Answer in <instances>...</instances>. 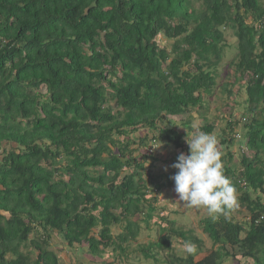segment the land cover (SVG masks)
<instances>
[{
  "label": "trees",
  "instance_id": "16d2710c",
  "mask_svg": "<svg viewBox=\"0 0 264 264\" xmlns=\"http://www.w3.org/2000/svg\"><path fill=\"white\" fill-rule=\"evenodd\" d=\"M227 30L237 39L229 64L236 71L233 85L246 82L252 115L244 126L248 153L239 176L232 166L231 123L240 119L224 129L202 115L198 130L219 131L225 174L249 220L245 225L231 211L207 216L200 222L207 248L194 230L177 227L169 213L152 206L139 159H158L153 144L135 154L129 136L148 127L158 131L150 140L149 134L141 137L142 145L149 140L189 151L173 119L211 94L229 47ZM161 36L173 40V52L160 46ZM107 87L116 111L108 105ZM181 125L194 133L190 118ZM176 171L152 176L154 190L174 185ZM261 194V0H0V264H60L52 234L69 247L87 245L94 257L113 249L117 258L141 253L155 264H235L239 256L264 264ZM115 225L122 229L116 237ZM143 229H160L158 239L140 243ZM174 236L182 247L193 242L196 253H178ZM155 248L164 251L163 260Z\"/></svg>",
  "mask_w": 264,
  "mask_h": 264
},
{
  "label": "rangeland",
  "instance_id": "374dc122",
  "mask_svg": "<svg viewBox=\"0 0 264 264\" xmlns=\"http://www.w3.org/2000/svg\"><path fill=\"white\" fill-rule=\"evenodd\" d=\"M261 3L264 5V0H261ZM160 46H165L170 52L174 51L173 40H168L166 37L161 36L158 39ZM226 42L229 44V47L225 49L223 53V58L219 66L217 67V76H216V84L212 87V92L210 95H207L201 102L200 106L189 110L186 115L173 119L174 124L178 130H180L184 134V140L187 136V129L181 125V121H187V118H190L191 124L196 126L194 128V132L199 131L203 125L200 120L201 116L204 115L208 121H212L215 124H218L221 128L225 127L226 123L229 121L233 122L235 120H239L240 122H234L232 124V133L233 139L236 138L233 144L234 152L237 158V161L233 157L232 166L236 171V176L240 175L241 167V158L246 152L248 153V147L245 145V134L246 128L244 127L246 123L250 121L251 113L248 111L249 104L247 101V84L246 82L239 81L237 85H233L234 80L236 78V71L233 65H229L232 62L237 53V39L234 37V32L232 30L226 31ZM223 83H225V87L223 88ZM39 92L42 95H45L46 88L41 86L39 88ZM111 90L107 87V96H108V105L113 107L114 111H116V103L114 99L110 95ZM45 97H43L44 99ZM250 116V117H249ZM261 117V114L258 115V118ZM227 119V121H225ZM263 121V118H262ZM166 124H164L165 126ZM160 127V126H159ZM227 128V125L224 129ZM148 127H145L143 130L140 129L135 133H131L129 138L134 140V144L131 146L136 150L135 154L139 155L141 153H147L151 149V144H153V151L155 157L158 159L156 161L153 158H141L139 160H143L145 163V168L147 171L144 179L147 180L149 201L152 206L159 208L160 212L167 211L169 213V217L176 221V226L180 228H184L186 230H194L196 233L200 234L202 237L204 236L203 225L200 222L206 218L208 215L205 209H196L189 208L182 205V202L179 201L178 194L175 192V185L170 187H164L160 191L154 190V183L152 182V176H162L166 174H173L174 168L171 167L173 163L177 161V157L179 153L183 152L188 154L189 151L186 149L176 150L174 151L173 147L167 146L164 148V144L159 145L158 143L150 142V136L153 134H157L153 131L148 130ZM219 132V131H218ZM149 134V140L145 142L144 145L141 144L140 138L144 135ZM190 135V134H189ZM123 136H118V138H122ZM186 142V141H185ZM223 155L227 153V150L222 151ZM248 156V154H247ZM251 153L249 152V156L251 157ZM223 160V159H222ZM227 158L224 159V163ZM167 167V171L165 168ZM132 170V169H131ZM131 170H127L125 172H129ZM149 172V173H148ZM238 174V175H237ZM156 180L157 178H153ZM239 194H237L238 197ZM254 197V195H253ZM262 200H264V194H261ZM238 208L231 211V214L234 215V218L243 224H247L248 217L247 211L240 205L238 201ZM117 213H119L117 211ZM166 217V216H165ZM247 219V220H246ZM160 230V229H158ZM157 229H151L150 231L141 230V235L139 238L140 243H147L150 240H157L159 231ZM112 234L116 237L121 231L120 225H115L112 227ZM157 231V232H156ZM51 248L58 254L60 264H155L153 258H145L141 253L139 256L134 253H131L127 257H115L112 255L113 249H107L105 253H103L100 257H94L87 251V245L81 246L76 244L74 247H69L67 241L62 235L52 234ZM207 236V235H206ZM174 246L178 253L183 252V247L180 239L176 236L173 237ZM207 245H210L209 240L207 241ZM135 246V245H134ZM161 252H164L160 250ZM158 252V248H155V253L161 256V260L164 259L162 253ZM185 253V252H184ZM158 257V256H157ZM157 264H166V263H157Z\"/></svg>",
  "mask_w": 264,
  "mask_h": 264
},
{
  "label": "clouds",
  "instance_id": "9594fccd",
  "mask_svg": "<svg viewBox=\"0 0 264 264\" xmlns=\"http://www.w3.org/2000/svg\"><path fill=\"white\" fill-rule=\"evenodd\" d=\"M185 141L190 154L179 153L171 165L177 169L170 179L174 181L179 201L189 208L205 209L211 218L227 217L239 205L237 189L225 174L218 132L196 131L187 134ZM183 251L195 254L197 249L193 242L185 241Z\"/></svg>",
  "mask_w": 264,
  "mask_h": 264
},
{
  "label": "crops",
  "instance_id": "0c3cea01",
  "mask_svg": "<svg viewBox=\"0 0 264 264\" xmlns=\"http://www.w3.org/2000/svg\"><path fill=\"white\" fill-rule=\"evenodd\" d=\"M200 120H201V122H202V116H201V118H200ZM203 124V123H202ZM167 211L168 210H166L165 212L167 213ZM196 233V232H195ZM199 237H201V238H203V239H205L206 240V242H205V244H206V246H207V248H210V245H207V241H208V239H207V236H206V234L204 233V236L206 237V238H204V237H202L200 234H198V233H196ZM182 245V244H181ZM206 251H205V248L203 249V252H200V253H198L196 256H195V259L196 260H200V259H202L204 256H205V253ZM240 257V258H239ZM239 257H236V258H234L232 261H234L235 262V264H252L250 261H249V259H247V258H242L241 256H239Z\"/></svg>",
  "mask_w": 264,
  "mask_h": 264
}]
</instances>
